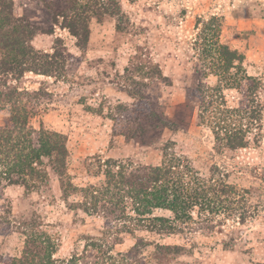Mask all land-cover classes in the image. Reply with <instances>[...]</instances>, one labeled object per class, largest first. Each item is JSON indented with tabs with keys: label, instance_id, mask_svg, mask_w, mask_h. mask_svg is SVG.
I'll return each instance as SVG.
<instances>
[{
	"label": "rangeland",
	"instance_id": "374dc122",
	"mask_svg": "<svg viewBox=\"0 0 264 264\" xmlns=\"http://www.w3.org/2000/svg\"><path fill=\"white\" fill-rule=\"evenodd\" d=\"M6 1L14 18L30 24L36 51L68 53L64 70L27 71L17 81L9 77L8 84L29 93L24 101L32 111L30 126L65 135L66 172L73 185H100L106 159L160 164L166 147L200 171L216 168L240 203L231 216L200 215L195 209L191 220L175 221L173 232L158 233L133 226L137 221L107 223L101 214L70 210L80 194L65 197L53 178L37 191L11 185L0 194V223L12 225L0 235V254L19 256L26 234L35 230L55 239L54 257L76 256V264L264 263V0H114L117 16L109 14L111 7L100 8L101 15L85 11L94 0ZM76 14L87 17L84 46L67 26L70 18L79 23ZM212 16L221 20L220 41L243 53L242 66L258 79L263 104L260 125L247 133L246 146L232 150L215 148L210 126L197 120L192 93L198 84L217 83L212 74L204 77L195 44L197 21ZM222 95L228 107H238L245 102V85L223 88ZM128 118L141 120L142 135L122 134ZM150 216L173 215L154 209ZM90 238L104 240L113 259H104ZM134 244L140 246L130 250Z\"/></svg>",
	"mask_w": 264,
	"mask_h": 264
},
{
	"label": "trees",
	"instance_id": "16d2710c",
	"mask_svg": "<svg viewBox=\"0 0 264 264\" xmlns=\"http://www.w3.org/2000/svg\"><path fill=\"white\" fill-rule=\"evenodd\" d=\"M7 3L0 0V114L3 116L0 123V181H3L0 194L11 185L22 186L26 191L42 190L53 178L65 197L80 194V201L72 202L70 210L80 209L87 215L101 214L107 223L110 218L113 221H137L132 225L158 233L173 232L175 221L191 220L195 209L200 215L203 212L236 214L240 201L233 187L222 176L217 177L216 168L200 171L188 159L167 152L166 147L162 148L160 164L137 165L129 160L106 159L101 164L104 181L100 185H73L66 172L65 135L42 126H30L28 118L32 111L24 101L29 93L8 84L9 77L17 81L27 71L51 75L53 71L64 70L65 54L68 56V53L59 48L52 53L36 51L30 44L34 34L30 24L22 17L14 18L12 11L6 10ZM108 7L113 10L110 15H118L119 7L114 0H94L91 7L84 6L85 11L95 10L94 14L99 15L102 14L100 8L107 10ZM76 16L79 23L70 18L67 26L78 36V44L84 46L89 37L87 17ZM120 20L121 17L116 19L118 33L122 32ZM197 25L200 27L195 44L199 48L204 77L212 74L217 78L215 86L198 84L192 90L198 99L197 120L210 126L216 149L245 147L247 133L253 126L260 125L263 104L257 94L259 81L247 75L242 66L243 53L220 41L221 20L218 17L198 20ZM243 85L245 102L238 107H228L222 89ZM140 121L128 118L122 134L129 137L142 135L145 128ZM128 204L131 214L127 212ZM154 209H167L173 216H150ZM11 226L8 220L0 223V235L10 231ZM28 232L22 253L19 256L0 254V264H76V256H53L57 247L55 239L42 231ZM88 242L104 259L106 256L113 259L104 240L90 238ZM139 246L134 244L130 250Z\"/></svg>",
	"mask_w": 264,
	"mask_h": 264
}]
</instances>
